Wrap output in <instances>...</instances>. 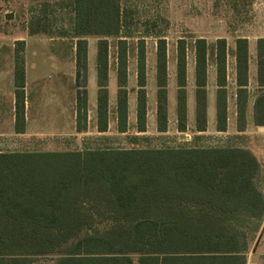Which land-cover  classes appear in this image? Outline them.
I'll use <instances>...</instances> for the list:
<instances>
[{
    "label": "trees",
    "instance_id": "obj_1",
    "mask_svg": "<svg viewBox=\"0 0 264 264\" xmlns=\"http://www.w3.org/2000/svg\"><path fill=\"white\" fill-rule=\"evenodd\" d=\"M76 38V130L86 128V37H98L97 130L107 131L108 38L116 39L117 131L126 132L127 36L119 0H72ZM34 21V22H33ZM42 18L30 33H46ZM264 86V39L256 44ZM136 131L145 132L144 40L137 41ZM225 40L216 41V129L225 131ZM177 126L185 130V41L176 42ZM196 129L205 127L206 42L194 41ZM248 45L235 39L237 130L245 128ZM15 130L24 123V72L15 54ZM156 124L166 131V42L156 40ZM264 125V92L253 103ZM260 166L240 147L85 148L0 153V264H248L246 252L264 219ZM250 225L253 227L247 234ZM104 228V230H102ZM251 241V242H250ZM69 243V246H65Z\"/></svg>",
    "mask_w": 264,
    "mask_h": 264
},
{
    "label": "crops",
    "instance_id": "obj_2",
    "mask_svg": "<svg viewBox=\"0 0 264 264\" xmlns=\"http://www.w3.org/2000/svg\"><path fill=\"white\" fill-rule=\"evenodd\" d=\"M72 3V1H71ZM1 4V0H0ZM71 7V5H70ZM72 20L73 11L72 9ZM40 14H34L31 12L29 15V21L27 26L20 31L13 30L12 32H6L5 24H0V146L13 148H7L9 150H0V153L5 152H45L36 150H25L27 145L37 146L42 144V136H54L56 137L54 142H61L62 139L70 136H82V145L80 149L85 148H107L102 144H97V139L100 138H86V135L101 136L106 135L108 132V125L110 118H113L116 124V132L118 134H125L128 132L129 123L128 120L131 117L132 126L134 129V135L128 138L127 146L121 148H128L134 145L139 135H143L145 132L138 133L136 131V93H137V56L135 55V68L130 65L129 62V42L127 40V57H126V93H127V119H126V132L120 133L117 131V113H116V98H117V59H116V42L113 45V66L111 69V63L109 62L110 44L108 42V58H107V82L106 90L108 94V107H107V131L98 132L97 130V63H96V48L95 55L91 57L89 50H87L86 56V74H85V86L86 90V128L78 132L76 130V57H75V44L76 38L72 35L71 30L66 34H59L51 36L48 33L38 31V33H30V23ZM32 17V18H30ZM42 18V17H41ZM34 22V21H33ZM72 27V22H71ZM39 34H47L46 39L50 43L49 48H52L51 55H46L44 49L40 45L36 38H39ZM203 38V37H198ZM236 38H244L247 40L248 45V61H247V84L246 89V103H245V128L249 125L256 127L257 134H264V125H255L253 123V103L258 93L264 92V86L258 85L257 82V59H256V44L260 38L264 39V35H245L236 36ZM128 39V38H127ZM165 39V38H164ZM205 39V38H203ZM218 39L225 40V102H226V127L225 131H218L216 129V92L218 90L217 85V62H216V41ZM233 39V38H232ZM235 39L229 40L228 35L219 36L212 42H206V60H205V127L204 131H198L196 129V101H195V57H194V41L191 44L193 51V60L185 64V130L178 131L177 126V82H176V44H175V61L171 66L169 72V62L167 60V42H166V131L158 132L156 124V43H155V58L154 67L151 71V76L154 81V93L151 95L152 102V121L156 134L165 135L168 132V125L170 118L172 117L174 123V129L177 134H182V147H200L207 148L210 146L198 145V141L205 139V135L226 134L227 130V111L229 107L230 99L233 106L234 113L236 115V62H235ZM177 42V41H176ZM145 47V46H144ZM186 51L187 44L185 43ZM62 49V55L59 54V49ZM137 47H135V50ZM20 49L22 52L20 53ZM18 53L22 57L23 72H24V123L21 131L15 130V83H14V67H15V54ZM95 56V57H94ZM146 57L144 58V73L147 85V73ZM111 72L113 73V82H116V94L112 99L109 97L108 84L111 80ZM96 79V87L90 91V82ZM129 79L135 80L134 93L130 97L127 90V81ZM174 82L173 88H169V84ZM192 84V91L187 90L188 85ZM146 108H145V128L147 129L148 118V99L149 95L146 90ZM96 91L94 94L93 92ZM170 94H173L174 104L170 101ZM190 98L193 100L191 102ZM112 103V108H111ZM170 114V115H169ZM247 114H249L250 121L247 120ZM236 121V117H235ZM189 127L191 131L189 132ZM238 131L235 128L236 135H242L245 133ZM261 129V131H259ZM209 131H212L211 133ZM190 134V135H189ZM192 135V136H191ZM53 142V143H54ZM23 147V149H18ZM217 147V146H211ZM223 147V146H220ZM237 147V146H233ZM241 148V147H240ZM66 151V150H65ZM250 151V149H248ZM253 152V150H251ZM250 151V152H251ZM251 154L255 157L259 166L264 165V155H258L257 153ZM38 264V263H32ZM54 264V262L52 263Z\"/></svg>",
    "mask_w": 264,
    "mask_h": 264
},
{
    "label": "rangeland",
    "instance_id": "obj_3",
    "mask_svg": "<svg viewBox=\"0 0 264 264\" xmlns=\"http://www.w3.org/2000/svg\"><path fill=\"white\" fill-rule=\"evenodd\" d=\"M72 0H1L0 4V24H5L6 32L13 30H22L27 26L29 15L40 14L42 23L45 26L46 33L51 36L66 34L71 30ZM122 13V23L124 24L123 31L128 37L129 42V62L130 68H135V55L137 41L144 40L146 70L149 76L147 77L146 90L149 95L148 103V118L146 133L139 135L134 145L138 147H182V134H177L174 129L172 117L168 125V132L165 135L156 134L152 121V101L151 95L154 93V81L151 74L154 67L155 58V43L158 37L165 38L167 42V60L169 62V72L175 61V44L179 39H183L187 44V61L190 63L193 60V51L191 44L194 39L203 37L208 42H212L219 36L228 35L229 40L235 39L236 36L245 35H264V0H119ZM32 18V17H30ZM47 34H39L36 41L40 43L46 55L53 53L49 48V42L46 39ZM233 38V39H232ZM98 37L88 36L87 50L91 57L95 55L96 42ZM110 44L109 62L111 69H114L113 64V45L116 42L115 38H108ZM62 49H59V55H62ZM22 52V49L19 51ZM95 57V56H94ZM111 80L108 84L109 98L112 99L116 94V82H113V73L111 72ZM174 82L169 84V88H173ZM96 87V79L90 82V91ZM135 80L127 81V90L131 97L134 93ZM189 91H192V84L188 85ZM96 91L93 92V94ZM170 101L174 104L173 94H170ZM191 102L193 100L190 98ZM230 99L227 111V130L226 134L205 135L206 138L198 141L201 146H237L243 149L253 150L252 153L264 155V134H257L256 127L249 125L245 128V133L236 135L235 128L237 127V115L234 113ZM112 108V103H111ZM170 115V114H169ZM236 117V121H235ZM247 120L250 121L249 114ZM128 132L118 134L116 132V124L113 118H110L108 132L106 135L95 136L86 135V138L97 139V144H102L104 147L121 148L127 146L128 138L134 135V129L131 117L128 120ZM189 132L191 128L189 127ZM261 131V129L259 130ZM210 133L212 131H209ZM190 135V134H189ZM192 136V135H191ZM82 137V136H81ZM80 136H70L54 142V136H42V144L37 146L27 145L25 150L36 151H65L76 150L81 148L82 140ZM55 139V140H54ZM54 142V143H53ZM7 148L12 149V146ZM0 146V150H9ZM23 149V147H18ZM256 185L264 193V165L260 166L259 173L256 177ZM259 231L255 242L249 243L246 252L248 264H264V219L259 223ZM253 227L250 225L247 234L251 233ZM104 230V228H102ZM251 242V241H250ZM65 246H69V243ZM55 254L37 257L38 264H52ZM132 263L138 264L137 255L132 254Z\"/></svg>",
    "mask_w": 264,
    "mask_h": 264
}]
</instances>
